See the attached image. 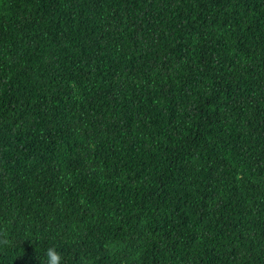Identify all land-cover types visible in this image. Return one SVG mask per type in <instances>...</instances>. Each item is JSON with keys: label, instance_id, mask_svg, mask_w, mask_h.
Segmentation results:
<instances>
[{"label": "trees", "instance_id": "16d2710c", "mask_svg": "<svg viewBox=\"0 0 264 264\" xmlns=\"http://www.w3.org/2000/svg\"><path fill=\"white\" fill-rule=\"evenodd\" d=\"M264 264V0H0V264Z\"/></svg>", "mask_w": 264, "mask_h": 264}, {"label": "clouds", "instance_id": "9594fccd", "mask_svg": "<svg viewBox=\"0 0 264 264\" xmlns=\"http://www.w3.org/2000/svg\"><path fill=\"white\" fill-rule=\"evenodd\" d=\"M63 254L56 246H50L45 250L44 264H63Z\"/></svg>", "mask_w": 264, "mask_h": 264}]
</instances>
